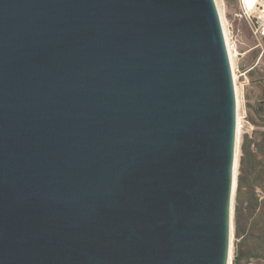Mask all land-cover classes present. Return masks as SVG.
Returning <instances> with one entry per match:
<instances>
[{
	"label": "water",
	"instance_id": "obj_1",
	"mask_svg": "<svg viewBox=\"0 0 264 264\" xmlns=\"http://www.w3.org/2000/svg\"><path fill=\"white\" fill-rule=\"evenodd\" d=\"M236 148L215 0H0V264H230Z\"/></svg>",
	"mask_w": 264,
	"mask_h": 264
},
{
	"label": "rangeland",
	"instance_id": "obj_2",
	"mask_svg": "<svg viewBox=\"0 0 264 264\" xmlns=\"http://www.w3.org/2000/svg\"><path fill=\"white\" fill-rule=\"evenodd\" d=\"M220 10L233 54L239 118L230 264L236 254L240 264H264V39L256 40L244 20L236 17V0H222ZM245 140L251 145L253 160L245 165L249 185L239 198L242 235L237 239L235 207ZM250 185L255 187L253 192Z\"/></svg>",
	"mask_w": 264,
	"mask_h": 264
},
{
	"label": "built area",
	"instance_id": "obj_3",
	"mask_svg": "<svg viewBox=\"0 0 264 264\" xmlns=\"http://www.w3.org/2000/svg\"><path fill=\"white\" fill-rule=\"evenodd\" d=\"M222 0H215L216 6L220 8ZM238 13L236 17L244 20L252 36L261 41L264 39V0H236ZM229 53V52H228Z\"/></svg>",
	"mask_w": 264,
	"mask_h": 264
},
{
	"label": "trees",
	"instance_id": "obj_4",
	"mask_svg": "<svg viewBox=\"0 0 264 264\" xmlns=\"http://www.w3.org/2000/svg\"><path fill=\"white\" fill-rule=\"evenodd\" d=\"M242 158H241V168H240V176L238 178V190H237V197H236V207H235V236L236 238H240L242 235V227L240 223V208H239V198L241 194L243 193L244 189L248 187L249 183H247V178H245V165L247 161L250 159L249 163H251V160H253V154L251 151V145H249L248 141H244L242 147ZM253 192L254 186H249ZM241 258L236 254L233 264H240Z\"/></svg>",
	"mask_w": 264,
	"mask_h": 264
},
{
	"label": "bare ground",
	"instance_id": "obj_5",
	"mask_svg": "<svg viewBox=\"0 0 264 264\" xmlns=\"http://www.w3.org/2000/svg\"><path fill=\"white\" fill-rule=\"evenodd\" d=\"M219 14H220V18H221V23H222V28H223V33H224V36H225L227 49H228V52H229V58H230L231 67H232V71H233V79H234V82H235L236 76L234 74L233 54L231 52V47H230V44H229V38H228L227 30L225 28V23H224V20H223V16L221 15L220 8H219ZM235 91H236V87H235ZM236 96H237V93H236ZM237 119H238V121H237V134H238V132H239V118H237ZM236 158H237V156H236ZM236 158H235V164H236ZM234 174H235V166H234Z\"/></svg>",
	"mask_w": 264,
	"mask_h": 264
}]
</instances>
